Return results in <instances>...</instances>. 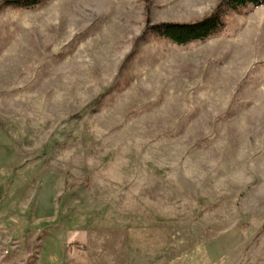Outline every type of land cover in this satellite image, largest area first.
<instances>
[{"label":"rangeland","instance_id":"obj_1","mask_svg":"<svg viewBox=\"0 0 264 264\" xmlns=\"http://www.w3.org/2000/svg\"><path fill=\"white\" fill-rule=\"evenodd\" d=\"M6 1L0 263L264 264V5Z\"/></svg>","mask_w":264,"mask_h":264},{"label":"trees","instance_id":"obj_2","mask_svg":"<svg viewBox=\"0 0 264 264\" xmlns=\"http://www.w3.org/2000/svg\"><path fill=\"white\" fill-rule=\"evenodd\" d=\"M43 0H7L8 5L31 7ZM248 5L262 6L264 0H221L215 9L202 19L194 22L147 23L146 30L156 33L175 45L204 40L223 26L222 14L225 10H237Z\"/></svg>","mask_w":264,"mask_h":264},{"label":"crops","instance_id":"obj_3","mask_svg":"<svg viewBox=\"0 0 264 264\" xmlns=\"http://www.w3.org/2000/svg\"><path fill=\"white\" fill-rule=\"evenodd\" d=\"M47 221H48V220H47ZM41 222H46V220L43 219V218H36V219H35V223H36L37 225H40ZM62 231H64V230H62ZM8 235H9V237L11 236V234H8ZM1 237H2V240H5L4 237H6V234H5V233L2 234ZM63 237H64V236H63ZM65 239H66L67 241H66ZM63 240H65L64 242H65L66 244L70 242V241H69V240H70L69 236H67V238H64ZM38 250H39V249H38ZM66 251H67V248L64 246V243H63V246L59 248V254H60V256L63 255L65 259H66V256H67V254L65 255ZM37 257H38V256H37ZM37 257H36V259H37ZM52 259H53V257H52ZM0 264H10V263H0ZM34 264H53V263H38V261H36V263H34ZM55 264H57V263H55ZM67 264H68V263H67Z\"/></svg>","mask_w":264,"mask_h":264}]
</instances>
